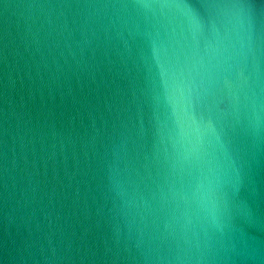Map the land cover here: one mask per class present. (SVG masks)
<instances>
[{"label":"water","instance_id":"95a60500","mask_svg":"<svg viewBox=\"0 0 264 264\" xmlns=\"http://www.w3.org/2000/svg\"><path fill=\"white\" fill-rule=\"evenodd\" d=\"M0 264H264V0H0Z\"/></svg>","mask_w":264,"mask_h":264}]
</instances>
